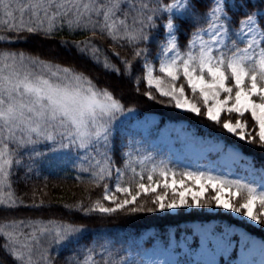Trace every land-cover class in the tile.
<instances>
[{"label":"snow or ice","instance_id":"obj_1","mask_svg":"<svg viewBox=\"0 0 264 264\" xmlns=\"http://www.w3.org/2000/svg\"><path fill=\"white\" fill-rule=\"evenodd\" d=\"M0 30L6 33L0 35V205L23 204L12 190L17 171L23 169L27 176L51 154L75 150L76 179L86 174L90 183L103 187L102 200L109 202L75 205L84 217L214 204L264 225V185L200 167L177 171L169 160L134 148L132 140L124 142L121 126L135 109L126 106L123 95L100 87L75 66L10 50L33 36L55 41L58 35L91 32L115 48H130L131 58L113 52L118 66L91 38L71 45L62 40L60 46L88 55L97 65L103 54V69L129 82L138 67L143 75L136 76L134 88L148 101L205 118L237 142L264 150V0H0ZM188 91L198 95L203 109L187 97ZM118 142L123 167L116 163ZM190 147L205 156L220 154L219 162L240 159L238 152L229 148L225 153V146L213 141ZM238 195L242 202H233ZM142 196L144 202L138 204ZM32 206L37 207L35 202ZM88 231L76 219L47 224L22 220L0 227L2 247L15 258L14 264H57L64 250L67 255L60 264H128L105 244L89 239ZM195 235L198 248L189 247L192 237L180 243L187 264H217L219 256L226 264H264V243L244 233L234 240L232 230L217 232L208 225L197 228ZM237 246V259L231 260Z\"/></svg>","mask_w":264,"mask_h":264},{"label":"trees","instance_id":"obj_2","mask_svg":"<svg viewBox=\"0 0 264 264\" xmlns=\"http://www.w3.org/2000/svg\"><path fill=\"white\" fill-rule=\"evenodd\" d=\"M19 2L27 3L28 0H19ZM204 2L207 3V0H204ZM201 10L203 11L204 9L202 8ZM18 15L19 13H17ZM25 18L27 19V14ZM5 34L0 30V35ZM89 38L93 39L95 44L103 52L107 53L118 66L119 62L112 55L113 52L119 51L122 58H131L130 48H115L109 40L101 39L98 36L92 37L91 32L76 35L62 34L58 35L55 41H46L42 37L33 36L27 41L22 40L16 43L10 50L22 51L27 55L38 57L46 62L59 63L62 67L75 66L92 78L94 82H97L100 87H107L117 97L123 95V102L126 103L127 107L135 109L134 112L137 117L152 113L158 115L162 121H184L193 128L196 134L224 141L228 145L241 150L249 157L255 169H264V150L260 149L259 145H248L244 142H236L231 138L228 139L218 126H212V123L207 122L204 118L180 113L174 107L155 101H148L142 94L137 93L134 88V80L136 76L142 77L143 75L138 67L134 69L133 82H129L127 79H122L115 73L107 72L103 69V54L100 57V64L97 65L88 55H79L75 49L60 46L62 40L68 41L69 45H71L74 41L83 42ZM185 42V37L182 33L180 35V44L183 46ZM155 52L156 48L153 46V54ZM145 87V85L141 86V92ZM121 135L125 143L128 140H132L134 148H141L139 144H135V141H140L139 137L129 128V123L126 120L121 126ZM90 154L95 155V153ZM115 157L117 165L123 167L120 161L119 142L117 143ZM74 162L79 164V161L76 160L75 150L72 153L60 151L51 154L47 160H41L36 171L27 176L23 169L17 171L12 176V190L15 196L23 201V204L15 208L0 205V227L11 224L13 221L19 222L22 220L40 221L43 224H47L49 220L68 223L76 219L78 223L84 224L89 230L87 233L89 239L95 240L98 244H105L113 253H118L119 259H124L128 253L133 254V257H137L142 250L148 248L155 240L166 242L169 228L179 232L183 224L195 220L215 219L224 221L227 225H242L251 234L264 241V233L262 234L258 230H253L249 226H245L240 222L236 223L232 219L225 217L203 216L204 218H198L200 215H190V219H186V217L178 216H159L154 212L132 214L126 211L118 212L111 216H102L96 213L84 217L82 213L75 211L74 206L78 204L88 205L97 199H101V202H103V187L90 183L86 174L83 180H77V169L74 168ZM134 166L139 172V165L134 164ZM171 166L174 167V164H171ZM82 167H88L87 161ZM130 175V171L127 172L125 180ZM238 180L257 185V181L254 179ZM41 201H43L42 206H40ZM33 202H35L37 207L32 206ZM143 202V196L138 198V204ZM148 230L153 231V236L149 237L142 245H139L140 236ZM26 231H31V229H26ZM2 244L3 239L2 234H0V264H14L15 258L7 250L3 249ZM52 254L55 256V252ZM65 255H67V250L61 252V255L57 258V264H60ZM35 259L39 261L38 254ZM177 261L180 264H187L189 258L184 256Z\"/></svg>","mask_w":264,"mask_h":264},{"label":"rangeland","instance_id":"obj_3","mask_svg":"<svg viewBox=\"0 0 264 264\" xmlns=\"http://www.w3.org/2000/svg\"><path fill=\"white\" fill-rule=\"evenodd\" d=\"M156 74H158V72ZM186 95L189 99H192L194 102L198 103V105H200L203 109L202 101H200L198 95L193 96L190 91L186 92ZM175 110L180 113L195 115L179 109ZM125 120L128 121L129 128L133 130L135 135L139 137V145L142 149L148 153H152L157 160L162 158L169 160L170 167H172L171 164H174V168L177 171L184 168H187L188 170H195L197 167H200V170L211 169L214 174L226 175L229 179H254L257 181V186L264 185V171L255 169L251 159L247 157L241 150L228 145L224 141L217 140L214 137L200 136L196 134L193 128H191L184 121H162L158 115L152 113L145 114L142 117H137L135 112H132L128 117L125 118ZM223 133L228 139L231 138L236 141L235 137H231L225 132ZM201 141H213L216 143H221L225 146V153L229 148H232L233 151L239 153L240 159L235 163L219 162L220 154H208L205 156L199 151L190 147L192 144ZM148 167H151V164H149ZM154 178L158 179L159 177ZM179 178L180 177L177 176V179ZM207 195H211V192H209ZM236 201L242 202V199L239 195L233 198V202ZM103 203H105L107 206L109 202L103 201ZM254 210H259L258 204L255 206ZM154 213L159 216H178L186 217V219H190V215H200L198 218H204L203 216L225 217L232 219L236 223L240 222L245 226H249L253 230H258L262 234L264 233V225L257 226L254 222L248 221L247 218L242 217L239 214L231 213L230 211L224 210L222 208H216L214 204L201 208H183L171 212ZM208 225L213 226L214 230L217 232L224 231L225 229L232 230L234 240H238L240 233H244L252 240L264 243L261 238L251 234L247 229L242 227V225H227L224 221H217L215 219L195 220L183 224L179 232L169 228L166 242L155 240V242L151 243L148 248L142 250L137 257H133V254L128 253L124 260H126L128 264H176L179 258H183L185 256L182 254L183 248L180 247L182 238L192 237L193 239L189 243V247L193 249L198 248L199 237L198 235H195L196 229ZM151 236H153L152 230L143 232L139 238L138 244L142 245ZM237 251L238 246L237 249L233 250V253L230 256L231 260L237 259ZM186 257L187 256H185V258ZM254 259L257 261L260 259L259 251H257L255 254ZM217 264H226L223 256L217 257Z\"/></svg>","mask_w":264,"mask_h":264}]
</instances>
